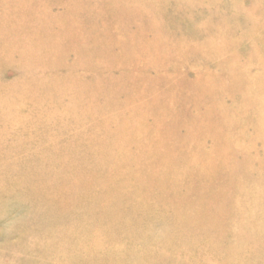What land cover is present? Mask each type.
Returning a JSON list of instances; mask_svg holds the SVG:
<instances>
[{
    "label": "rangeland",
    "instance_id": "1",
    "mask_svg": "<svg viewBox=\"0 0 264 264\" xmlns=\"http://www.w3.org/2000/svg\"><path fill=\"white\" fill-rule=\"evenodd\" d=\"M0 264H264V0H0Z\"/></svg>",
    "mask_w": 264,
    "mask_h": 264
}]
</instances>
